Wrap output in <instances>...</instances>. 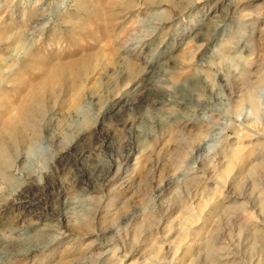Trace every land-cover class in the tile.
Instances as JSON below:
<instances>
[{"label": "rangeland", "instance_id": "1", "mask_svg": "<svg viewBox=\"0 0 264 264\" xmlns=\"http://www.w3.org/2000/svg\"><path fill=\"white\" fill-rule=\"evenodd\" d=\"M263 201L264 0H0V264H264Z\"/></svg>", "mask_w": 264, "mask_h": 264}, {"label": "bare ground", "instance_id": "2", "mask_svg": "<svg viewBox=\"0 0 264 264\" xmlns=\"http://www.w3.org/2000/svg\"><path fill=\"white\" fill-rule=\"evenodd\" d=\"M250 74H251V72H250ZM262 74V73H261ZM259 82H262V76L260 75L259 77H257L256 79H251V82H250V88L248 89V91H247V93L244 95V97H243V101H245V102H247L250 106H251V108L254 110V111H258V102H257V99H256V88H257V85H258V83ZM181 103H183V102H181ZM187 120H189V118H187ZM190 120H191V118H190ZM188 121V122H191V121H193V122H197V123H193V125H194V127H196L197 126V128H201L203 125H206V122H205V120H200V121H198V119H196V120H194V119H192L191 121ZM196 129V128H195ZM199 130V129H198ZM201 134V133H200ZM29 143V142H28ZM261 160V159H260ZM252 170H254V169H252ZM255 171V170H254ZM252 172V171H251ZM6 175V174H5ZM106 178V177H105ZM262 210L264 211V201H263V203H262ZM256 229H258V228H256ZM262 229V228H261ZM263 231V230H262ZM260 232V231H259ZM207 249L209 250H211V253L210 254H212V245L209 243V242H207ZM29 250H32V249H30L29 248ZM208 253H209V251H208Z\"/></svg>", "mask_w": 264, "mask_h": 264}]
</instances>
